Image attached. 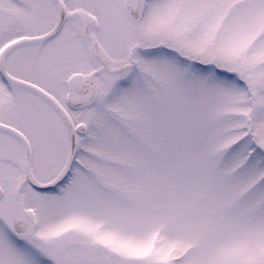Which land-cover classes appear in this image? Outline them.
I'll list each match as a JSON object with an SVG mask.
<instances>
[{
	"label": "snow or ice",
	"instance_id": "6c2138e0",
	"mask_svg": "<svg viewBox=\"0 0 264 264\" xmlns=\"http://www.w3.org/2000/svg\"><path fill=\"white\" fill-rule=\"evenodd\" d=\"M0 264H264V0H0Z\"/></svg>",
	"mask_w": 264,
	"mask_h": 264
}]
</instances>
